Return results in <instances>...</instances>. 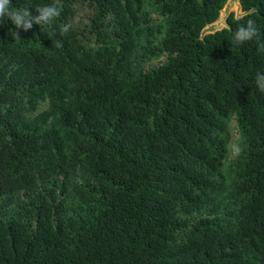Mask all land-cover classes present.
I'll return each instance as SVG.
<instances>
[{
  "label": "trees",
  "instance_id": "obj_1",
  "mask_svg": "<svg viewBox=\"0 0 264 264\" xmlns=\"http://www.w3.org/2000/svg\"><path fill=\"white\" fill-rule=\"evenodd\" d=\"M226 1L11 0L59 15L0 21V264H264V0L200 39Z\"/></svg>",
  "mask_w": 264,
  "mask_h": 264
},
{
  "label": "clouds",
  "instance_id": "obj_2",
  "mask_svg": "<svg viewBox=\"0 0 264 264\" xmlns=\"http://www.w3.org/2000/svg\"><path fill=\"white\" fill-rule=\"evenodd\" d=\"M40 13L39 16L33 17L31 12L27 10V7H21L15 9L11 7V0H0V21H3L5 17L15 26L16 29H22L23 31L29 30L33 24L44 25L50 22L52 18L59 15V12L55 7H43L37 8ZM69 31L68 26H62L61 34H65ZM18 37V34H17ZM259 37V32L254 20L249 19L244 26H239L235 33V41L249 42ZM59 47V42L57 44ZM260 77H256L258 89L264 92V84H260Z\"/></svg>",
  "mask_w": 264,
  "mask_h": 264
},
{
  "label": "water",
  "instance_id": "obj_3",
  "mask_svg": "<svg viewBox=\"0 0 264 264\" xmlns=\"http://www.w3.org/2000/svg\"><path fill=\"white\" fill-rule=\"evenodd\" d=\"M236 9L237 11L241 12L239 0H227L223 8L220 10L219 13V19L215 21L214 23H211L207 26H205L201 32H200V39H202L205 35L214 34L215 32L226 28V21L230 14L232 13L233 9ZM234 15V14H233ZM239 16H234L235 18H239ZM225 25V26H224Z\"/></svg>",
  "mask_w": 264,
  "mask_h": 264
},
{
  "label": "rangeland",
  "instance_id": "obj_4",
  "mask_svg": "<svg viewBox=\"0 0 264 264\" xmlns=\"http://www.w3.org/2000/svg\"><path fill=\"white\" fill-rule=\"evenodd\" d=\"M87 12L88 11L86 9H79L75 14V17H74L75 21L76 22L80 21L82 23L87 22ZM232 13L234 14V16L242 15V12L237 11L235 8L232 10ZM230 130H231V145L229 148L228 159H231L236 155V152H237L236 146L238 144L237 133H235L233 128H231Z\"/></svg>",
  "mask_w": 264,
  "mask_h": 264
}]
</instances>
